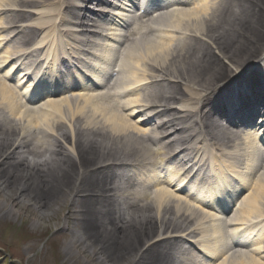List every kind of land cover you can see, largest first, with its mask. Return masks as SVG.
<instances>
[{
	"label": "bare ground",
	"instance_id": "1",
	"mask_svg": "<svg viewBox=\"0 0 264 264\" xmlns=\"http://www.w3.org/2000/svg\"><path fill=\"white\" fill-rule=\"evenodd\" d=\"M42 1L0 0V70L9 65V60L11 65L4 76L0 75V111L7 108L11 117H1L4 119L1 126L5 128L0 129V211H8L3 215H19V206H23L26 201L31 210L37 211L40 216L37 217L36 225L39 222L46 223L53 215V210L49 207L62 205L59 203L62 201L59 194L66 190L72 191L74 187L79 198L73 200V213L77 222L79 217L82 227L79 231L70 232L69 245L81 255L90 257L83 264H93L94 260H97L95 264H173L175 240L171 236L179 230H185L189 224L193 229L192 234L201 229L200 232L206 233L205 236L217 237L213 245L219 249V253L213 254L207 264H264V234L257 236L255 244L258 248L255 250H251L244 243L240 248L248 249L246 252L225 253L223 233L229 229L228 225L223 227L214 210L206 211L208 207L205 202L184 190L185 180L179 182L182 185L175 186L173 183L177 177L162 179V172L159 174L156 171L165 159L166 164H170V158L164 157L161 149H152L153 145H170L172 140L166 131L161 137L157 131L158 128L163 131L167 128L166 125L174 126V121L182 122L178 127L183 123L186 125L185 129L191 132L187 139L193 137L190 142L192 145L203 142V133L214 148V144H230V151L218 157L214 155L213 163L222 174V167L227 165L226 156L233 154L235 164L231 177L235 176L240 183L247 180L248 185L242 192L238 209L234 212L237 218L233 220L241 221L240 226H243L248 221L263 218L264 228V155L261 158L260 151L255 148L261 141L264 144V138L259 131L263 121L255 124L248 134H234L230 128L233 122L242 120L245 113L240 111L249 110L252 106L251 100H245L240 108L239 104L232 106V115L227 118L214 107L217 104L216 107L219 108V102L227 100L215 86L228 77V70L237 69L229 83H237L242 91L249 90L255 100L258 93L264 91L263 83L255 71L249 72L247 76L250 77L247 79L238 76V72L245 70L252 59L255 63L262 60L261 64L264 65V0H175L158 8L165 12L159 13L153 19V28L159 30L162 24L169 21L168 28L172 27L177 32H159L154 36V41L149 36L146 39V29L140 23L150 19L148 14L140 16L136 28L127 24L122 52L125 55L120 59L121 73L118 79L123 87V107L117 108V112L110 90L107 93L103 90L95 92V87L89 83L66 89L70 96L64 95L63 89L55 91L50 97L59 95L58 98L47 99L42 104L33 106L36 101L29 99L27 102L25 96L33 91L30 89L32 86L28 85L21 94L19 86L7 82V77L10 74L15 75V71L19 69L13 62L21 54V50L15 43H9L6 33L11 25L20 23L19 19L24 14L20 10L8 11L6 4L30 5L33 9L39 4L47 3ZM49 1L45 13L39 8L34 9L35 14H42L35 20L34 26H29L30 36L24 34L23 39L30 41L35 38L41 27L53 37L56 30L54 22L51 21L61 13L59 11L63 5L67 8L65 15L70 14L68 19L72 17L71 0ZM81 1L92 5L104 4L98 0ZM127 3L131 5V2ZM88 12V7L78 10L75 15L78 19L77 27L87 28L93 23L97 14L91 16ZM7 13H11L14 19L6 20ZM115 15L120 21L126 18V13L116 12ZM148 25L151 23L146 24L147 31ZM36 28L37 33L33 36L32 29ZM106 28L107 37L116 40L120 28L114 25ZM91 38L92 36L87 37L88 40ZM132 38L138 39L134 41ZM69 41L74 42L71 39ZM39 42V52L42 48L46 52L58 47L46 36ZM82 43L81 41L78 44ZM107 48L109 46L104 48L105 52H109ZM36 54L32 51L29 58H34ZM150 71L161 75V81H157L156 87L165 83L167 90L172 91L171 86H176V90L173 89L170 95L165 92L159 95L155 89H151L150 93L147 87L144 88L145 82L151 78ZM18 77L21 82L25 81V75ZM99 78L96 76L94 79L97 81ZM183 83L186 90L182 92L179 86ZM194 88L199 90L189 92ZM229 89L230 87H226L225 91ZM183 94L190 99L181 98ZM212 95H216V98L212 99ZM115 97L119 98L120 94ZM97 99H102L101 102L110 99V107L117 114L115 119H112V113L106 115L105 110L108 108L105 106L98 109L100 116L94 113L85 119L81 117L84 106ZM151 102L157 107L147 109ZM163 102L166 103L162 104ZM256 102L253 107L257 109L259 106ZM62 106L67 107L65 115L60 113ZM188 108L193 109L189 111ZM150 109L155 111V115L152 119L150 117L153 114L144 119L143 114ZM184 109L189 111L185 118L193 115L192 127L197 126L196 131H191L183 116H177ZM206 109L208 113L204 114ZM165 114L168 119L162 122ZM250 114L252 113L246 117ZM225 118L228 127L219 128L218 119ZM66 127L71 129V136L75 138L72 148L65 146L69 137ZM148 134H155L161 141L154 143V139ZM197 153L206 158L201 149ZM20 154H24L23 162H19ZM189 156L186 158L197 159L194 154ZM131 159L140 168L139 176L144 181L141 188H134L138 186L136 178H140L139 176L117 181L116 175L113 177L111 173H105L110 172L114 166H126V162ZM93 162L100 164L90 172L84 171ZM80 172L82 173L76 180L74 176ZM71 183L73 186L70 188ZM12 189H15L14 194ZM118 197L124 200L123 209L117 207ZM73 224L75 227L78 223ZM253 231L254 229H249L244 233ZM77 247L81 249L77 250ZM132 255L135 259L128 260ZM65 256L68 260L72 258L69 252ZM180 264L197 263L183 257Z\"/></svg>",
	"mask_w": 264,
	"mask_h": 264
},
{
	"label": "rangeland",
	"instance_id": "2",
	"mask_svg": "<svg viewBox=\"0 0 264 264\" xmlns=\"http://www.w3.org/2000/svg\"><path fill=\"white\" fill-rule=\"evenodd\" d=\"M254 64L255 60L252 59L247 66ZM14 190L12 189V194L15 193ZM62 192L63 194H59L58 197L62 200L59 203L64 205L59 207L51 205L49 209L53 210V215L46 223L39 222L36 225L37 217L40 216L37 211L31 210L26 201H24L26 208L24 204L19 206V215L5 216L0 212V253L4 254L5 258L0 260V264H83L90 259L89 256L71 249L69 245L71 234L62 226L71 227L72 221H65L67 213L64 209L67 199L65 192ZM7 212L3 211L4 214ZM79 248L81 249L77 247V250ZM68 252L72 256L70 260L65 256ZM133 256L128 260H132ZM95 263L97 260H94L93 264Z\"/></svg>",
	"mask_w": 264,
	"mask_h": 264
}]
</instances>
